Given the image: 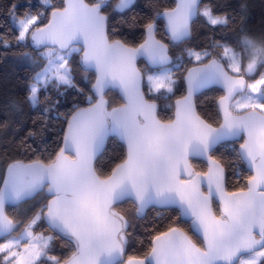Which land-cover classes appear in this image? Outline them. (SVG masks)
Masks as SVG:
<instances>
[{"label": "snow or ice", "instance_id": "snow-or-ice-1", "mask_svg": "<svg viewBox=\"0 0 264 264\" xmlns=\"http://www.w3.org/2000/svg\"><path fill=\"white\" fill-rule=\"evenodd\" d=\"M137 6L136 0L9 5L0 47L29 49L18 59L33 69L26 95L12 99L11 108H36L41 96L45 107L43 123L33 121L17 144L26 160L9 158L0 170V264H264V39L250 38L242 26L234 42L216 39L236 17L213 0H176L157 4L150 16L129 17ZM117 16L142 29L141 42L121 36L112 23ZM197 20L211 33L204 44L192 43ZM160 21L167 42L157 39ZM180 45L173 56L171 47ZM78 69L90 88L78 85ZM212 86L223 90L215 99L218 126L196 105L197 94ZM180 87L184 93L172 103ZM111 89L121 93L119 107L105 99ZM69 90L77 99L60 112ZM161 100L172 111L166 118ZM111 138L122 151L109 167L100 158ZM193 158L206 160L207 171L195 170ZM234 160L251 174L245 186L228 191ZM30 200L36 203L21 212ZM124 202L134 216L117 210ZM149 207L176 215L165 230L154 228L142 257L125 260L134 221ZM57 241L66 255L54 254Z\"/></svg>", "mask_w": 264, "mask_h": 264}, {"label": "trees", "instance_id": "trees-1", "mask_svg": "<svg viewBox=\"0 0 264 264\" xmlns=\"http://www.w3.org/2000/svg\"><path fill=\"white\" fill-rule=\"evenodd\" d=\"M13 2L21 3L22 0H0V33L7 32L10 27L11 21L8 15L10 11L9 5ZM86 2H88V0H86ZM109 2L114 5L117 0H109ZM213 2L218 6L219 11L228 12L236 17V25L230 26L223 32H217L215 37L216 39H220L223 35L226 36L230 42H234L240 26L244 28L250 38L257 41L264 39V0H213ZM136 4L138 6L134 9V12L128 13L129 17L133 14H137L139 16H150L153 14L154 7L157 4L163 6H175V1L136 0ZM241 16L244 17L243 21L240 19ZM119 20L120 17L117 16L112 23L119 29L122 37H126L129 42L139 43L142 41V29L130 28L126 24L118 23ZM163 23V21H160L161 32L157 33V39H162L167 42V37L163 35L162 31ZM208 35H211V33L201 26V22L199 20L194 22L192 43L204 44L206 42L205 37ZM180 47H183V45H180L179 47H171V53L173 56L178 54ZM24 50L29 49H18L13 47L6 50L0 47V170L3 169L5 161L9 158H23L26 160V157L17 154V144L19 140L26 135L27 130L33 127V121H36V126L43 123V120L41 119V113L45 107V104L43 103V96H41L42 103L36 108L25 105L20 112H15L11 108L10 102L12 99H19L26 95L27 84L33 74V69L30 64L26 61L18 59L19 53ZM138 66L143 67L144 65L138 61ZM261 71H264V69H261ZM75 75L76 81L80 87L90 88V84H88L84 79V73L82 70L78 69ZM90 79L94 81V74H90ZM69 93L70 95L60 98L61 103L58 106L60 112L69 111L72 107V102L77 99L73 90H69ZM183 93L184 89L180 87V90L177 91L176 96L171 102L174 103V99L178 98ZM222 94L223 93L219 89L210 88L203 91L196 97L197 111L203 118L212 122L214 126H218V112L215 105V99ZM51 95L53 101H55L57 97L54 90L51 92ZM105 99L109 101L110 107H119L123 102L119 92L115 89L109 90ZM166 103L169 102L164 100L159 102V111L161 116L164 118L172 115V111L164 107ZM81 106H86V104H82ZM5 120L9 121L6 128L4 127ZM59 127L60 124L57 122L56 128L58 129ZM45 139L51 145L55 140L54 132H46ZM242 142V140L237 141L235 147L238 148L239 143ZM121 151L122 149L119 142L115 138H111L107 144L106 151L100 158L101 163H105L106 166L110 167L111 165H109L108 162L113 160V158ZM217 155H219V153H217ZM192 163L197 171L207 170L206 164L201 160L193 159ZM234 171L239 172L240 175H234ZM248 175H250V173L246 170L244 164L234 160L233 167L228 170V191H236L245 186ZM1 184L2 182H0V186ZM39 198L40 197L38 196L36 199L39 200ZM34 203H36V201L30 200L28 203L22 204L21 212L23 209L30 207ZM215 206L218 208L217 202ZM117 210L127 212L130 217L135 214V209L129 202L120 204ZM175 215V212L164 209H147L141 218L134 221L135 230L133 241L128 247L124 259L127 260L131 255L142 257L150 247L151 234H154V228L156 226H160L161 230H165ZM179 226L188 230L187 224H180ZM22 227L23 224H21V228ZM37 231H40V229H37ZM193 239L199 242V238L196 236H194ZM62 244V241L56 242L54 254L58 256L67 254V250L62 247Z\"/></svg>", "mask_w": 264, "mask_h": 264}, {"label": "water", "instance_id": "water-1", "mask_svg": "<svg viewBox=\"0 0 264 264\" xmlns=\"http://www.w3.org/2000/svg\"><path fill=\"white\" fill-rule=\"evenodd\" d=\"M174 1H175V3H176V0H174ZM138 61H139V58H138ZM212 88H217V89H219V90L223 93V90H222L219 86H212ZM115 90H117V91L119 92L120 96H121V93H120L119 89H115ZM205 90H207V89H202V90H201V93H202L203 91H205ZM199 94H200V93H198L197 95H199ZM121 98H122V96H121ZM122 101H123V100H122ZM193 159L200 160V159H198V158H193ZM201 161L204 162V163L206 164V166H207V161H206V160H201ZM244 166H245L246 170L251 174L248 165H247L246 163H244ZM206 171H207V170H206ZM1 186H2V184H1ZM206 188H207V186L205 185V191H206ZM217 203H218V201H217ZM149 208H157V209H161V208H158V207H149ZM149 208H147V209H149ZM147 209H145V211H146ZM197 238H198V237H197Z\"/></svg>", "mask_w": 264, "mask_h": 264}]
</instances>
